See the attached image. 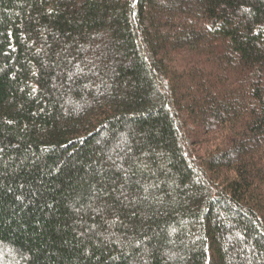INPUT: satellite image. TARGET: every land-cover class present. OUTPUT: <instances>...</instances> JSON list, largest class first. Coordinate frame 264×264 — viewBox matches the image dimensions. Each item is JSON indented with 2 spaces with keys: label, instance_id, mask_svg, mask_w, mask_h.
<instances>
[{
  "label": "trees",
  "instance_id": "obj_1",
  "mask_svg": "<svg viewBox=\"0 0 264 264\" xmlns=\"http://www.w3.org/2000/svg\"><path fill=\"white\" fill-rule=\"evenodd\" d=\"M0 264H264V0H0Z\"/></svg>",
  "mask_w": 264,
  "mask_h": 264
}]
</instances>
